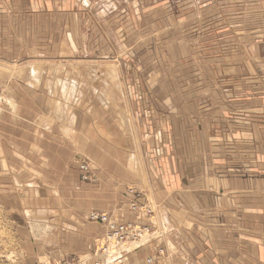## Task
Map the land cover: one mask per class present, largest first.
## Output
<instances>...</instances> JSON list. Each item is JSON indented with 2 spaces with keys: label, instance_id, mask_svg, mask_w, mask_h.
Masks as SVG:
<instances>
[{
  "label": "rangeland",
  "instance_id": "374dc122",
  "mask_svg": "<svg viewBox=\"0 0 264 264\" xmlns=\"http://www.w3.org/2000/svg\"><path fill=\"white\" fill-rule=\"evenodd\" d=\"M205 2L0 0V173L13 177V189L8 181L7 189L0 186V264H95L120 255L112 264H136L138 252L147 256L141 264L206 262L193 244L189 251L176 245L158 204L172 181L169 122L152 116L155 130L141 97V66L130 60L159 44L152 50L160 84L151 102L161 110L182 107L183 96L170 98L180 91L198 94L197 107L206 104L205 93L227 94L216 100L229 117L214 138L242 140L236 150L246 169L257 154L264 160V147L249 143L255 135L264 141V131L251 128L264 124V0H218L224 24L211 30L208 50L191 53L189 60L205 57L206 65L192 64L186 42L171 31ZM180 28L186 37V25ZM252 202L264 219V201ZM89 211H118L140 237L115 245L114 257L101 255L96 246L105 228L88 220Z\"/></svg>",
  "mask_w": 264,
  "mask_h": 264
},
{
  "label": "crops",
  "instance_id": "0c3cea01",
  "mask_svg": "<svg viewBox=\"0 0 264 264\" xmlns=\"http://www.w3.org/2000/svg\"><path fill=\"white\" fill-rule=\"evenodd\" d=\"M203 1H206V4L203 5L202 10L178 19L174 27L176 32H172L174 29L171 31V34H176L186 42L187 45H184V48L181 47L188 56L186 61L192 57L191 53H197L200 49L204 52L208 50L210 45L207 44V40L211 37V30L216 24L219 26L224 24L223 17L218 11V0ZM180 25H186V37L183 28L179 29ZM251 31L254 32L255 29ZM200 34L204 39L202 43H197ZM217 35L225 36L226 29L219 31ZM152 48L157 52L159 44H153L150 50L146 48L147 56L130 60L135 68L141 66V97L145 101V112L149 114V120L155 126V130L159 120L152 121V116L159 118L162 124H165V120L169 122L167 130L170 133L169 141L173 157L167 166V180L171 178L172 181L171 188H167L169 190L167 195L158 204L166 215L170 234L175 238L173 241L177 246L184 244L188 251L190 244L198 248L203 259L206 260L205 263L199 262V264H264V219H260L256 212L262 206L252 202L264 201V186H260V179L264 181V160L261 161V156L257 154V157H252L249 163L250 168L246 169L248 163H244L240 154L241 150L238 153L236 150L242 146L243 141L235 137L234 141H229L230 143L227 144V141L220 139L221 122L226 121L229 115L225 104L216 100H224L227 94L205 93L206 104L197 107L198 94L192 91H180L183 94L180 92V95L179 93L171 94L170 98L173 101L175 96H178L180 100V96H183L182 107L174 105L163 110L156 107L151 101L157 91L155 86L160 84V80L157 75L159 67L154 62ZM181 48L179 51H182ZM178 56H176L175 64L180 63L181 57L178 58ZM163 57L167 59L166 56ZM145 58L150 60L148 67L140 64ZM189 61L196 64L197 61L204 63L208 60L203 57L197 61L194 59ZM170 64L172 65L171 60ZM181 77H184V74H181ZM185 82L187 77L181 84L185 85ZM216 103L219 104L215 105ZM136 115L140 130L142 124L140 125L138 113ZM260 115H264V110ZM251 128L257 132L264 131V124L254 121L251 123ZM217 133L220 137L218 139L214 138ZM222 135L225 137L224 133ZM249 143L251 147H264L263 139L257 135ZM225 147L233 148V152L226 154L223 150ZM159 153L162 155L163 151L159 150ZM248 172L254 173L251 175L255 176L250 178L246 174ZM3 174L6 173H0L1 188L7 189L8 181L11 183L9 189H13V177ZM152 188L153 191L158 189V187ZM246 201L252 203H244ZM248 208H254L252 213L256 214L247 215ZM116 212L114 213L117 215ZM92 223L100 225L96 222ZM134 255L133 259H137L136 264H141L147 257L142 252ZM122 257L123 255H120L116 259L108 260L107 263H115Z\"/></svg>",
  "mask_w": 264,
  "mask_h": 264
},
{
  "label": "built area",
  "instance_id": "2783aa9c",
  "mask_svg": "<svg viewBox=\"0 0 264 264\" xmlns=\"http://www.w3.org/2000/svg\"><path fill=\"white\" fill-rule=\"evenodd\" d=\"M80 167L84 172H86L89 168V165L83 164ZM132 209L135 210L134 205H132ZM87 218L92 222L99 223L105 228V238L99 241L96 246L97 250L101 251V255L103 256H108L113 253L114 251L112 250L115 245L123 249L124 245L130 238L137 239L141 234V231L138 230L137 227H134L132 223L120 221L114 212L105 213L99 211H89ZM115 253L111 255L114 257ZM107 261L108 259H106L105 262H96L95 264H108ZM147 261L148 263H151L152 259H148ZM60 264L70 263L69 261H65Z\"/></svg>",
  "mask_w": 264,
  "mask_h": 264
},
{
  "label": "bare ground",
  "instance_id": "6f19581e",
  "mask_svg": "<svg viewBox=\"0 0 264 264\" xmlns=\"http://www.w3.org/2000/svg\"><path fill=\"white\" fill-rule=\"evenodd\" d=\"M65 125V124H64ZM137 245V244H136ZM108 260H110V259H108ZM111 260H113V259H111Z\"/></svg>",
  "mask_w": 264,
  "mask_h": 264
},
{
  "label": "water",
  "instance_id": "95a60500",
  "mask_svg": "<svg viewBox=\"0 0 264 264\" xmlns=\"http://www.w3.org/2000/svg\"><path fill=\"white\" fill-rule=\"evenodd\" d=\"M93 1H96V0H93Z\"/></svg>",
  "mask_w": 264,
  "mask_h": 264
}]
</instances>
